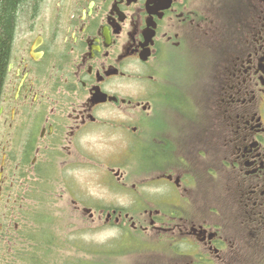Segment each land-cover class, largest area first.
I'll list each match as a JSON object with an SVG mask.
<instances>
[{"label": "flooded vegetation", "instance_id": "af4514ba", "mask_svg": "<svg viewBox=\"0 0 264 264\" xmlns=\"http://www.w3.org/2000/svg\"><path fill=\"white\" fill-rule=\"evenodd\" d=\"M172 51L196 57L195 91L162 67ZM209 65L204 123L193 98ZM216 166L227 184L213 190ZM97 167L110 203L72 195L70 215L121 227L124 245L129 224L159 252L140 264H240L245 241L261 259L264 0H20L0 91V237L23 235L14 216L33 187L53 201ZM205 195L250 231L226 237Z\"/></svg>", "mask_w": 264, "mask_h": 264}, {"label": "rangeland", "instance_id": "374dc122", "mask_svg": "<svg viewBox=\"0 0 264 264\" xmlns=\"http://www.w3.org/2000/svg\"><path fill=\"white\" fill-rule=\"evenodd\" d=\"M215 32L209 31L206 41V44L209 45V49H206L208 55L211 51L213 53L217 51L214 47L216 44ZM194 58L196 57H192L190 54L180 58L177 52L172 51L162 67L177 84L191 87V90L195 91L194 74L196 71L192 72L191 69L194 68L191 65ZM210 59L211 56H209ZM210 67L211 65L207 67L206 71L204 69V76L200 78L199 82V90L197 89L196 96L193 98L195 102L203 103L204 101L202 108L199 107L204 112V123L206 115L210 111V107L206 106L207 93H210L212 88L213 72ZM185 73L183 81L182 76L184 77ZM164 114L161 116L163 117ZM206 157L208 158L209 155ZM219 168L220 170L216 166L212 172H204V182H207L213 190L227 184L226 173L221 166ZM75 177L76 183L73 188L65 186L63 196H61L62 192L59 187L51 189L53 201L45 202L42 199L44 190L41 186H35L31 198L22 205H17L21 211L16 213L17 217H14L20 223L23 235L19 239L14 236L12 241H9L8 237L5 241H0V264H140L141 261L155 260L154 257H157L159 252L153 250V242L144 236H139L138 232L131 230L129 224L125 225L130 233L128 235L129 242L126 244L128 246H126L124 245L126 231L123 232L121 227L106 225L104 219L92 220L87 215L86 218L81 214L80 216L70 215V213L76 212L71 203L72 195L77 198L78 203L80 200L87 201L88 198L102 205L110 203L107 199H110L111 189L103 182L102 172L98 167L91 171L80 170ZM210 195L214 196L212 193ZM117 202L119 203L120 199ZM204 202V219L210 223L217 222L218 225H221L220 231L226 237L230 234V230L236 232L240 230L241 234L250 231L249 227L253 225L251 221L239 219L236 224L228 225L217 206L209 205L208 195H205ZM213 205L215 208L211 209L210 206ZM209 208L210 210H208ZM64 213H66V217ZM37 241L38 243H36ZM228 249H233V247L230 246ZM237 251L241 255L240 264H264V259L260 262L264 255L261 259L260 256L256 260L250 257L251 248L247 241L243 242Z\"/></svg>", "mask_w": 264, "mask_h": 264}, {"label": "trees", "instance_id": "16d2710c", "mask_svg": "<svg viewBox=\"0 0 264 264\" xmlns=\"http://www.w3.org/2000/svg\"><path fill=\"white\" fill-rule=\"evenodd\" d=\"M19 1L20 0H0V91L4 76L6 75V65L14 27L15 10ZM36 243H38V241Z\"/></svg>", "mask_w": 264, "mask_h": 264}]
</instances>
